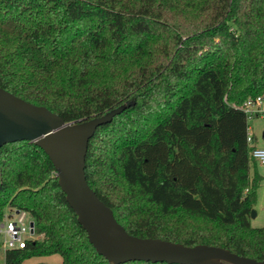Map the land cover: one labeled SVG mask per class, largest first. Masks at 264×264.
Wrapping results in <instances>:
<instances>
[{
	"label": "trees",
	"instance_id": "16d2710c",
	"mask_svg": "<svg viewBox=\"0 0 264 264\" xmlns=\"http://www.w3.org/2000/svg\"><path fill=\"white\" fill-rule=\"evenodd\" d=\"M0 87L65 123L131 101L86 157L116 220L139 237L264 260V226L250 223L262 177L242 110L264 95V0H0ZM13 207L43 236L6 249L4 264L53 253L57 264H112L33 141L0 147V219Z\"/></svg>",
	"mask_w": 264,
	"mask_h": 264
},
{
	"label": "water",
	"instance_id": "95a60500",
	"mask_svg": "<svg viewBox=\"0 0 264 264\" xmlns=\"http://www.w3.org/2000/svg\"><path fill=\"white\" fill-rule=\"evenodd\" d=\"M131 101L103 114L65 123L44 105L27 101L0 87V147L21 140L35 142L51 160L57 183L95 250L110 263L128 261L170 264H264L203 243L192 246L157 237L129 234L111 208L90 187L85 168L95 131L121 113ZM255 216L251 209L250 217Z\"/></svg>",
	"mask_w": 264,
	"mask_h": 264
},
{
	"label": "built area",
	"instance_id": "2783aa9c",
	"mask_svg": "<svg viewBox=\"0 0 264 264\" xmlns=\"http://www.w3.org/2000/svg\"><path fill=\"white\" fill-rule=\"evenodd\" d=\"M242 110L247 121L262 116L264 114V95L248 97L242 105ZM247 141H252L249 124ZM251 156L260 164H264V148L254 146ZM41 236L43 235L36 231L35 221L28 212L15 207L5 210L0 219V246L4 252L6 249L23 248L28 241L39 240Z\"/></svg>",
	"mask_w": 264,
	"mask_h": 264
},
{
	"label": "rangeland",
	"instance_id": "374dc122",
	"mask_svg": "<svg viewBox=\"0 0 264 264\" xmlns=\"http://www.w3.org/2000/svg\"><path fill=\"white\" fill-rule=\"evenodd\" d=\"M250 126V133L253 139V144L258 148H264V114L248 120ZM257 172L263 176L259 182V186L256 191L257 200L254 205L255 216L250 217V223L252 226H264V164L259 162L255 163ZM9 208H7L8 210ZM42 237V236H41ZM41 237L39 239H41ZM62 261L60 254H32L25 257L21 264H57ZM0 264H4V250L0 246Z\"/></svg>",
	"mask_w": 264,
	"mask_h": 264
},
{
	"label": "crops",
	"instance_id": "0c3cea01",
	"mask_svg": "<svg viewBox=\"0 0 264 264\" xmlns=\"http://www.w3.org/2000/svg\"><path fill=\"white\" fill-rule=\"evenodd\" d=\"M251 132V131H250ZM262 178H263V176L262 175H260Z\"/></svg>",
	"mask_w": 264,
	"mask_h": 264
}]
</instances>
